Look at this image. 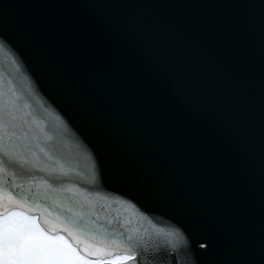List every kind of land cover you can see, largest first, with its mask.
I'll return each mask as SVG.
<instances>
[{
	"label": "water",
	"instance_id": "1",
	"mask_svg": "<svg viewBox=\"0 0 264 264\" xmlns=\"http://www.w3.org/2000/svg\"><path fill=\"white\" fill-rule=\"evenodd\" d=\"M8 91L125 202L127 264H264V0H0Z\"/></svg>",
	"mask_w": 264,
	"mask_h": 264
},
{
	"label": "snow or ice",
	"instance_id": "2",
	"mask_svg": "<svg viewBox=\"0 0 264 264\" xmlns=\"http://www.w3.org/2000/svg\"><path fill=\"white\" fill-rule=\"evenodd\" d=\"M27 107L16 103L10 91L0 92V264L136 261L143 237L130 219H123L125 202L72 183L84 178L70 164L54 159L52 137L29 119ZM16 177H26L29 186L17 183ZM49 201L58 210L54 219L61 229L50 226L46 217L51 212L41 208Z\"/></svg>",
	"mask_w": 264,
	"mask_h": 264
},
{
	"label": "flooded vegetation",
	"instance_id": "3",
	"mask_svg": "<svg viewBox=\"0 0 264 264\" xmlns=\"http://www.w3.org/2000/svg\"><path fill=\"white\" fill-rule=\"evenodd\" d=\"M61 234V233H60ZM61 235H63V234H61ZM65 236V235H64ZM66 237V236H65ZM67 238V237H66ZM68 239V238H67ZM71 242V241H70Z\"/></svg>",
	"mask_w": 264,
	"mask_h": 264
}]
</instances>
